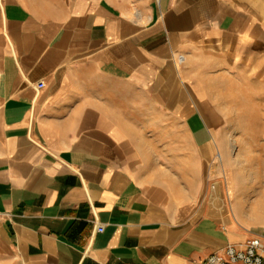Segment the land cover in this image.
Listing matches in <instances>:
<instances>
[{"label": "crops", "instance_id": "1", "mask_svg": "<svg viewBox=\"0 0 264 264\" xmlns=\"http://www.w3.org/2000/svg\"><path fill=\"white\" fill-rule=\"evenodd\" d=\"M0 9V264H201L264 235L177 57L218 43L264 61V0Z\"/></svg>", "mask_w": 264, "mask_h": 264}, {"label": "rangeland", "instance_id": "2", "mask_svg": "<svg viewBox=\"0 0 264 264\" xmlns=\"http://www.w3.org/2000/svg\"><path fill=\"white\" fill-rule=\"evenodd\" d=\"M217 45L205 43L179 54L184 56L179 67L188 84H198L212 99L220 117L216 128L231 160L227 178L240 173L247 215L264 220V61L246 51L217 50ZM6 46L0 9V60Z\"/></svg>", "mask_w": 264, "mask_h": 264}, {"label": "built area", "instance_id": "3", "mask_svg": "<svg viewBox=\"0 0 264 264\" xmlns=\"http://www.w3.org/2000/svg\"><path fill=\"white\" fill-rule=\"evenodd\" d=\"M179 60L183 56L178 57ZM44 86L43 81L37 83V87ZM214 187V185H211ZM102 225L97 226V231H102ZM264 264V235L256 234L242 245L227 244L220 251L213 253L201 264Z\"/></svg>", "mask_w": 264, "mask_h": 264}]
</instances>
